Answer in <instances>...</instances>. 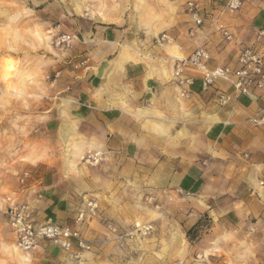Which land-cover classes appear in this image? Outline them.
I'll return each mask as SVG.
<instances>
[{"label": "crops", "instance_id": "0c3cea01", "mask_svg": "<svg viewBox=\"0 0 264 264\" xmlns=\"http://www.w3.org/2000/svg\"><path fill=\"white\" fill-rule=\"evenodd\" d=\"M159 1L167 9L154 4L136 25H129L123 5L112 7L108 0L56 17L54 30L74 39L58 54L59 69L38 114L45 130L58 142L71 139L79 156L101 151L106 170L100 177L107 184L72 186L63 155H45L17 196L36 223L51 218L71 225L87 199L97 200L110 221H87L92 248L78 257L40 241L31 252L41 264H264V127L249 120L264 106V90L220 105L218 94L232 91L228 83L217 81L203 91L199 74L188 71L196 79L182 98L171 76L172 61L197 46L209 50L208 67L234 65L238 49L264 29V0H242L239 11L221 18L229 40L209 21L217 0H153ZM187 1L200 7L204 20L198 29ZM161 33L170 42L156 41ZM256 50L264 57V38ZM129 184L140 194L136 205L126 198ZM134 206L142 211L136 208L130 217ZM205 218L207 226L201 224ZM133 219L149 223L152 231L141 240L117 242L106 227L124 233Z\"/></svg>", "mask_w": 264, "mask_h": 264}, {"label": "rangeland", "instance_id": "374dc122", "mask_svg": "<svg viewBox=\"0 0 264 264\" xmlns=\"http://www.w3.org/2000/svg\"><path fill=\"white\" fill-rule=\"evenodd\" d=\"M108 1L112 7L124 6L129 25H136L139 15L148 16L154 4L159 5L161 10L166 8L163 1ZM93 2L94 0H0V264H41L35 252L24 253L16 247L14 235L3 212L2 199L6 195L17 197L23 186L19 178L24 170L39 169L38 161L45 155L60 154L63 155V168L72 186L87 189L92 184L98 188L107 184L100 177L106 170L105 166H101L103 154L101 153L102 160L97 164L86 162L88 152L99 150H90L79 156L78 147L71 139H60L58 142L55 135L45 130L44 120L38 114L44 100L43 95L57 75L60 65L57 61L58 54L65 53L71 46L70 44L63 49L54 46V38L65 33L54 30L59 24L56 17L62 12L87 11ZM134 36L141 38L143 35L137 31ZM49 168L55 169L54 166ZM43 169L48 171V168ZM129 186L130 194L126 198L133 200L132 205H136L140 194L136 193L135 184ZM139 200L144 201V198L140 197ZM149 205L153 207L152 203ZM134 207V210L128 211L130 217L142 211L141 207ZM100 220L110 221L102 216V212ZM140 221L142 220L133 219V223H141ZM201 224L207 226L208 219H203ZM86 225L82 229L85 235ZM132 225L126 232L128 238L134 236L136 240H141L142 236L131 232ZM115 238L117 239L116 236ZM121 240L118 239L117 242ZM260 251L264 257V249Z\"/></svg>", "mask_w": 264, "mask_h": 264}, {"label": "built area", "instance_id": "2783aa9c", "mask_svg": "<svg viewBox=\"0 0 264 264\" xmlns=\"http://www.w3.org/2000/svg\"><path fill=\"white\" fill-rule=\"evenodd\" d=\"M241 6L242 0H217V7L209 15V21L227 40L231 38V34L221 22V18L224 15L236 13ZM186 11L190 15L195 28H200L203 25L204 18L200 15L199 5L194 1H187ZM263 38L264 29H259L251 45L238 49L234 65L225 64L212 68L208 67L211 55L204 46L195 47L187 57L174 59L172 61L171 76L175 87L178 89L179 96L188 98L191 93V87L196 77L188 74V71L199 74L203 91L213 88L217 81H224L231 86L232 91L230 93L220 92L218 94L220 105L229 104L240 95H249L253 91L264 90V57L256 50V45ZM73 39L72 34L62 33L54 38L53 44L61 49L68 48ZM155 40L170 42L171 38L166 33H161ZM82 63L80 62L77 65ZM249 120L254 126L264 127V106ZM101 160L102 154L100 151L88 152L85 158L86 162L92 164H97ZM30 177L31 172L24 170L20 175L19 182L25 185L26 180ZM37 182L40 183L39 180ZM146 199L150 203L153 202L152 197ZM2 203L7 225L14 235L15 245L20 251L29 253L38 246L40 241H48L63 251L71 252L74 257H78L81 252L91 250L92 243L82 229L87 221L100 216L97 200H84L77 209L71 225L57 223L51 218L36 223L28 203L18 196L6 195L2 199ZM155 207L157 206L155 205ZM106 227L117 239H123L128 235L126 232L117 233L116 227L110 223ZM131 228V232L142 237L152 231V226L149 223L134 222Z\"/></svg>", "mask_w": 264, "mask_h": 264}, {"label": "trees", "instance_id": "16d2710c", "mask_svg": "<svg viewBox=\"0 0 264 264\" xmlns=\"http://www.w3.org/2000/svg\"><path fill=\"white\" fill-rule=\"evenodd\" d=\"M200 222L198 221L191 229L188 230L187 235L191 236L192 233H194L196 231V229L199 227Z\"/></svg>", "mask_w": 264, "mask_h": 264}]
</instances>
